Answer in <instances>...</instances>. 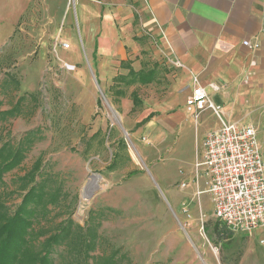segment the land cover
Wrapping results in <instances>:
<instances>
[{
  "label": "rangeland",
  "instance_id": "1",
  "mask_svg": "<svg viewBox=\"0 0 264 264\" xmlns=\"http://www.w3.org/2000/svg\"><path fill=\"white\" fill-rule=\"evenodd\" d=\"M106 1L134 63L132 74L106 84L96 50L82 44L81 20L69 19L73 0H66L69 16L55 20L58 36L46 28L52 21L37 13V0L0 4V83L5 72L19 82L17 91L0 90L1 108L9 109L22 95L34 96L24 101L21 115L0 125V144L16 142L33 129L42 136L21 165L4 175L0 199L12 212L23 193L20 178L40 159L44 174L60 178L66 198L62 215L51 211L42 226L54 227L70 216L84 227L89 212L102 210L98 233L109 246L128 253L130 261L122 264H218L228 230L219 223L223 231L215 233L210 195H197L192 184L202 140L215 128L216 118L204 111L197 123L188 114L171 128L155 116L135 127L174 93L178 68L162 48L143 0ZM55 39L69 46L54 45ZM148 70L155 72L152 81L139 83V75ZM131 93L139 100L136 106ZM61 251L53 253L55 264H60Z\"/></svg>",
  "mask_w": 264,
  "mask_h": 264
},
{
  "label": "crops",
  "instance_id": "2",
  "mask_svg": "<svg viewBox=\"0 0 264 264\" xmlns=\"http://www.w3.org/2000/svg\"><path fill=\"white\" fill-rule=\"evenodd\" d=\"M26 1L0 0V4L18 2L19 6ZM73 1L69 19L81 20L82 44L88 51L96 50L102 83L125 75L128 69L120 68L121 62L131 68L134 63L123 49L107 1ZM143 8L162 48L178 68L174 93L148 114L155 113L166 126L178 127L187 119L185 99L195 78L210 100L217 101L223 118L255 129L264 162V0H143ZM69 12L66 0H37V13L52 21L46 28L52 27L55 36L59 34L55 20L69 16ZM243 40L257 42L259 49L251 50ZM210 85L219 89L214 91ZM204 111L216 118L212 131L219 129L218 117ZM226 242L218 264H264V228L231 232Z\"/></svg>",
  "mask_w": 264,
  "mask_h": 264
},
{
  "label": "trees",
  "instance_id": "3",
  "mask_svg": "<svg viewBox=\"0 0 264 264\" xmlns=\"http://www.w3.org/2000/svg\"><path fill=\"white\" fill-rule=\"evenodd\" d=\"M120 68L128 69L127 75L133 73V68L121 62ZM154 70H148L139 75L141 84L149 83L154 77ZM0 83L1 94L17 91L18 80L8 72ZM116 76L113 80L117 79ZM134 106L139 104L136 94L131 93ZM32 94L20 96L9 109H2L0 100V125L16 118L23 113V103ZM99 101H97V104ZM155 113H149L135 124L136 128L148 123ZM8 133V132H7ZM97 131L94 135H98ZM42 140L40 131L29 130L16 142L5 140L0 144V185L4 175L18 168L32 146ZM124 145V144H122ZM116 159V155H113ZM116 160L109 165L114 169ZM41 160L34 162L32 169L21 178L22 190L20 203L9 212L5 202L0 199V264H55L53 253L62 248L58 254L60 264H122L128 263V253L121 247L109 246L106 239L98 233L104 211H91L84 227L76 224L70 216L63 218L54 227H44L51 211L58 210L62 214V205L66 198L62 192V182L58 176L44 174L40 169ZM135 174L130 172L129 175ZM37 177L39 180L37 181ZM108 211H111L110 209ZM37 225V228L35 227ZM223 226V225H222ZM224 227V226H223ZM225 228V227H224ZM226 229V228H225ZM215 233L222 232L219 222L214 224ZM227 237L231 232H227ZM43 237L42 240H40Z\"/></svg>",
  "mask_w": 264,
  "mask_h": 264
},
{
  "label": "built area",
  "instance_id": "4",
  "mask_svg": "<svg viewBox=\"0 0 264 264\" xmlns=\"http://www.w3.org/2000/svg\"><path fill=\"white\" fill-rule=\"evenodd\" d=\"M57 44L69 46L63 41ZM242 44L251 50L259 49L257 42L243 40ZM63 67L67 71L75 69L68 64ZM193 82L185 99L187 114L197 122L204 110H211L220 122L219 129L209 131L202 140L200 158L192 172L195 193L210 195L213 217L230 232L249 233L264 228V162L255 129L223 118L221 108L213 104L195 78ZM210 88L219 89L217 85Z\"/></svg>",
  "mask_w": 264,
  "mask_h": 264
},
{
  "label": "water",
  "instance_id": "5",
  "mask_svg": "<svg viewBox=\"0 0 264 264\" xmlns=\"http://www.w3.org/2000/svg\"><path fill=\"white\" fill-rule=\"evenodd\" d=\"M93 177V176H92ZM91 182H89V184H90ZM88 184V185H89ZM87 193H88V190L85 192V193H82V195H83V198H87L88 196H87Z\"/></svg>",
  "mask_w": 264,
  "mask_h": 264
},
{
  "label": "bare ground",
  "instance_id": "6",
  "mask_svg": "<svg viewBox=\"0 0 264 264\" xmlns=\"http://www.w3.org/2000/svg\"><path fill=\"white\" fill-rule=\"evenodd\" d=\"M75 70V69H74ZM88 187V186H87ZM89 188V187H88ZM90 189V188H89ZM89 192V191H88Z\"/></svg>",
  "mask_w": 264,
  "mask_h": 264
}]
</instances>
